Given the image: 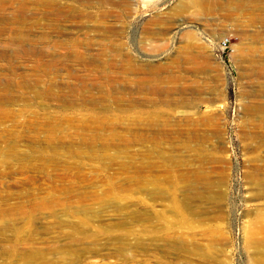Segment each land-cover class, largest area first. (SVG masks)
I'll list each match as a JSON object with an SVG mask.
<instances>
[{"label":"rangeland","instance_id":"1","mask_svg":"<svg viewBox=\"0 0 264 264\" xmlns=\"http://www.w3.org/2000/svg\"><path fill=\"white\" fill-rule=\"evenodd\" d=\"M0 264H264V0H0Z\"/></svg>","mask_w":264,"mask_h":264},{"label":"built area","instance_id":"2","mask_svg":"<svg viewBox=\"0 0 264 264\" xmlns=\"http://www.w3.org/2000/svg\"><path fill=\"white\" fill-rule=\"evenodd\" d=\"M226 43H227V40H223V44L226 45Z\"/></svg>","mask_w":264,"mask_h":264},{"label":"bare ground","instance_id":"3","mask_svg":"<svg viewBox=\"0 0 264 264\" xmlns=\"http://www.w3.org/2000/svg\"><path fill=\"white\" fill-rule=\"evenodd\" d=\"M178 24V21L177 22H173V25L175 26V25H177Z\"/></svg>","mask_w":264,"mask_h":264}]
</instances>
